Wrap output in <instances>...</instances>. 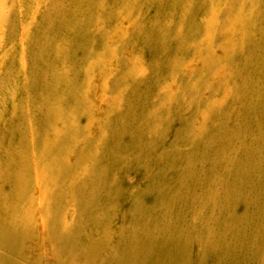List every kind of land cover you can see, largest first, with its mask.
<instances>
[{"label": "rangeland", "instance_id": "1", "mask_svg": "<svg viewBox=\"0 0 264 264\" xmlns=\"http://www.w3.org/2000/svg\"><path fill=\"white\" fill-rule=\"evenodd\" d=\"M253 153L264 0H0V264H229L250 236L264 264Z\"/></svg>", "mask_w": 264, "mask_h": 264}, {"label": "bare ground", "instance_id": "2", "mask_svg": "<svg viewBox=\"0 0 264 264\" xmlns=\"http://www.w3.org/2000/svg\"><path fill=\"white\" fill-rule=\"evenodd\" d=\"M37 76H39V75H37ZM39 88H40V86H39ZM221 105H222V102L217 101L216 103L213 104V106H212L213 109H211L210 112L206 115L210 116L213 113V110H216V108L218 106L220 107ZM120 114H121V112L119 113L118 125H120L123 122V120L125 119V117L120 115ZM47 126H48V124H47ZM66 134H67V132L59 133L57 136V142H56V144L53 145V148L58 149L60 154H63L66 151V149L68 148L67 144H65V143L63 144L61 142V139L62 140L66 139L65 138V137H67ZM51 160H53V158ZM262 160L263 159L260 156V154H258V155H255L254 153L251 154V163H252L251 167L252 168L250 170H248V172H247L248 184L251 187V189H250L249 195L247 196V198L245 200L247 202V205H248V207L245 209L246 210V213H245L246 216L244 215V213L241 215V217L244 216V218L242 219V224H243L242 227L246 226L245 223L249 219H250V221H249L248 225L256 224L257 223V217L260 215L262 209L264 208V200H263V197H261V193L264 192V166L260 164ZM254 161H255V163H254ZM49 162L51 163L50 160H49ZM118 192H120V191H118ZM26 196H28L27 193H25L23 195V197L21 199H19V201H17V203L16 202L14 203V206L17 207L16 213L19 214V219H18L19 225H17V221L15 222V224H5L4 225L5 226V236H7V237L5 238L4 241H2L3 246L6 248H9L14 253L15 252L19 253V252L25 251V246H26L25 239L27 237V241L29 244L31 237H32L30 231L27 229V223H26V218L28 216L27 212L29 211V209H26L25 205H24L25 203L28 202V199H25ZM252 219H254V220H252ZM219 227H220V225H219ZM250 238H251V236L249 238H247V237L246 238L245 237L238 238L237 241L234 240V242L231 243L230 246L228 247V250L224 256L225 257L224 262H226V263L228 262L229 264H239V263H242V264H263V262H262L263 252L260 248L256 249L253 245H250V242H252V240ZM86 251L87 252H85V254L86 255L88 254V258H91V256L96 257V254L97 255L101 254V251L97 250L96 248L88 249ZM158 255H159L158 258L155 260L156 262L160 260V253H158ZM232 257L234 259H236V261L235 260H234V262L230 261V259ZM26 258H28L29 260H32L33 262L35 259V257H33V255L31 253H27ZM237 262H239V263H237ZM169 264H171V263H169Z\"/></svg>", "mask_w": 264, "mask_h": 264}]
</instances>
